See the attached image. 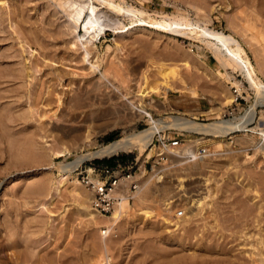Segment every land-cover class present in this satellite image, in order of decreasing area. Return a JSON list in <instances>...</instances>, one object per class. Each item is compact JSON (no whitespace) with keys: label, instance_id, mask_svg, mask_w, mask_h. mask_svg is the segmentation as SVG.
I'll return each mask as SVG.
<instances>
[{"label":"rangeland","instance_id":"rangeland-1","mask_svg":"<svg viewBox=\"0 0 264 264\" xmlns=\"http://www.w3.org/2000/svg\"><path fill=\"white\" fill-rule=\"evenodd\" d=\"M65 1L0 0V89L2 90L0 115L3 113L7 116L5 125L0 123V264H96L101 255L100 242L107 240L110 243L109 238H104L103 229H107L109 236L113 235L115 242L118 240V243L111 246V264H218L225 258L250 261L251 249L256 250L251 252L264 254V149L261 146H264V138L258 135L257 128L258 124L264 125L263 107L258 108L257 121L250 126L255 128V132H238L229 137L216 138L185 131H166L171 139L180 137L187 142L191 140L190 145H193L195 151L202 147L207 149V156L198 162H183L168 153V160L161 161L155 168L150 169L156 155L153 147H150L143 153L129 151L87 161L72 174L76 178L70 179L63 188L57 186L56 179L61 169L59 165L62 163H70L77 155H84L109 144L108 138L112 135L117 140L150 127L151 120L148 117L138 116L130 105L122 107L127 103L123 97L126 93L136 105L144 106L156 121L173 116L186 117L202 123L242 117L255 103L257 97L256 91L250 87L240 68L235 67L230 61L226 64L221 63L204 44L170 32L139 26L132 18L115 16L109 12L111 16L120 20V29L106 32L105 36L97 41L98 48L95 50L97 60L102 70L109 71L111 83L109 81L108 84H112L105 89L111 88L110 91H104L106 93L100 94L102 97L99 95L97 98L95 87L89 85L96 80V77L92 76V79L91 76L75 75V69L82 66L73 59L82 51L70 47L75 42L77 33L70 19L72 13L63 6ZM124 2L136 9L144 10L154 18L161 19L165 16L164 19L167 18L169 21L180 15L195 25L199 22L201 26L206 25L234 36L242 43L252 66L264 82V0H124ZM117 31L123 34L119 36ZM78 33L84 34L83 29H79ZM115 43H119V47ZM109 46H112L110 50H108ZM48 54L65 58L63 65L55 66L49 62L51 59ZM119 60L120 69L117 66ZM57 67L66 75L64 81L58 83L61 85L57 88L58 93H64L65 101H69L77 87V85L68 87L69 82L76 81L78 84L81 82L83 85L81 89L87 95L85 97H89L84 106L92 104L91 99L94 98V106L98 109L95 110L92 106L95 112L89 108L87 116H76L72 123L59 125L54 122L55 120L49 121L36 115L20 126V122H16L13 118L16 116L14 113L19 109L20 112L22 110L27 112L30 105L29 94L48 90L46 87L55 73L54 70H58ZM186 67L188 70L185 69ZM24 68L30 69V77L25 78ZM15 76L20 79H16ZM144 76L146 78L148 76V84L145 87L147 92L154 88L159 89L160 99L154 95V100L151 102L138 97L137 82H141ZM164 79L168 81V85L162 84ZM234 88H237V91L238 88L242 89L241 92L238 91L245 99L242 100L241 105L235 102L226 104L228 97L236 99ZM191 90H195L196 93L192 94ZM8 94L17 95L14 96L15 104H12L10 99L4 98L9 96ZM119 95L122 96V102ZM106 105L107 107H103ZM9 106L12 107L11 111ZM81 106H83L82 101ZM65 108L66 104L61 108L63 112ZM41 111L42 109L39 113ZM60 111L57 112V116L62 112ZM28 129H31L30 132ZM19 131H24L25 135L19 134ZM35 131H38L41 137H38V132ZM33 133L37 135L34 137ZM221 140L224 142H220ZM20 145L22 147H19ZM64 148L70 151L67 160L63 157L49 156L52 150ZM40 150L44 157L41 159L37 156L41 153ZM107 161H111L112 165ZM131 161L137 162L138 166L147 161L149 164L137 198L128 202L129 207L122 216L121 232L113 231L111 226L103 223L89 224L87 219L88 223H86L85 210L73 192L79 188L84 200L89 196L87 189L79 184L77 174L93 166L115 167L117 162L126 165ZM206 165L212 169L206 171ZM185 172L199 179L187 178L183 183L182 192L192 190L193 186L188 189V185H193V182L199 189H203V184L198 183L209 179L203 195L206 199L202 200L200 209L203 215L194 210L196 207L190 208L180 201L176 202L177 198H171L176 191L177 178L181 176L179 174H182L181 177H186ZM159 177H161L160 181L157 179ZM40 185L44 186L43 193L36 191ZM169 197L171 201L168 200ZM191 210H194L198 216L190 215ZM144 211L152 212L153 218H147ZM104 219L101 218V221L104 222ZM218 220L221 228H224H222L225 231L222 230L223 234L226 233L224 236L219 231L220 228L217 229L220 235L217 230L211 229ZM223 223L227 224L223 226ZM192 229L195 235H193L194 231H189ZM207 229L210 235L208 233L207 238L204 239L202 235H206ZM214 231L217 232L215 237H212L211 233L214 234ZM228 235H231L230 238L236 236L232 240ZM211 240L220 243L223 248L216 247L209 251L207 247L212 244Z\"/></svg>","mask_w":264,"mask_h":264},{"label":"bare ground","instance_id":"bare-ground-1","mask_svg":"<svg viewBox=\"0 0 264 264\" xmlns=\"http://www.w3.org/2000/svg\"><path fill=\"white\" fill-rule=\"evenodd\" d=\"M58 3V1H57ZM59 4V3H58ZM61 6V5H59ZM63 6L65 8H67L69 10V12H71L70 14V19L72 21V23L74 24V29L75 32L77 33L76 36V40L75 42L72 44L74 50L76 49L77 51H80L81 49V53L78 57H76L75 62L78 65H81L82 67L75 69L77 76H95L96 80H92L93 83H88L90 85V87H92V85L95 87L94 91L96 92L95 97L97 96V98L99 97V95H103L104 93H106L107 91H110L111 88H109V90H105L108 89L107 87L111 86L109 85V81L111 80L109 77V71L107 69H101V64L98 62L97 60V56L95 54V50H97V41L101 40L103 36H105L106 32L111 31V30H118L120 29V20L116 19L115 17L111 16L109 14V12L115 14V16H121V17H125V18H132V20H136L135 22L137 23V25L139 26H143V27H147L148 29H156L159 31H165V32H170L172 34H175L177 36H182L184 38H188L189 40H195L197 41V43L199 44H204L207 49H209L218 59L221 63L226 64L227 61H230L231 63H233V65L237 68H240V70L243 72L246 80L248 81V83L250 84V87L256 91V100L255 103L252 104V106H250V108L246 111L245 115L242 117H237L233 120H225V119H221V121H217V122H213V123H202L198 120H192L186 117H168V118H163L160 119L158 121L154 120L152 115L146 110V108L144 106H140V105H136L132 100H130L128 93H126L123 97L124 99L127 100V103H125L122 107L124 108L125 105H130L134 111L136 112V114L140 117H148L151 120V125L149 128L137 132V133H133V134H127L107 145L104 146H100L98 149L96 150H92L89 151L88 153L84 154V155H77L76 159L70 163H62L60 166V173L57 177L56 180H58L57 186L60 187H64L65 185L68 184L69 180L72 178H76L74 176H72V174L76 171L79 170V168H81V166L87 162V161H92V160H96V159H103L106 157H112L115 156L117 154L120 153H127L129 151H139L141 153L147 151L150 148V144L152 142V139L154 137V135L157 132H161V131H168V130H176V131H185V132H189V133H195V134H201V135H208V136H214L216 138H224V137H229V135L234 134V133H238V132H255V128H251L250 126L257 121L256 117L258 115V108L259 107H263L264 108V82L261 80V78L258 76V72L256 71V69L252 66L251 61L248 57V54L245 50V48L243 47L242 43L236 39L234 36L232 35H227L224 32H220L214 29L209 28L208 26H201L200 24H198L199 22H197V24L195 25L194 23H192L190 20H188L187 18L184 17H174V19L167 21V18L164 19V17H162L161 19L159 18H154L153 15L145 12L144 10H139L136 9L130 5H128L126 2L121 1L119 2L118 0H66L65 2H63ZM4 8V6H3ZM2 9V8H1ZM4 10V9H3ZM65 11V10H64ZM68 16V15H67ZM63 18V17H62ZM241 20V19H240ZM56 23V22H55ZM10 24V23H9ZM72 25V24H71ZM133 26L135 25V23L132 24ZM122 26H124L122 24ZM83 29L84 34H79L78 31L79 29ZM125 29V27H124ZM55 30V29H54ZM68 31V30H67ZM117 34L120 36L123 34V32L121 31H117ZM120 38V37H119ZM122 38V37H121ZM20 40V39H19ZM25 40V39H24ZM72 40V39H71ZM66 41V40H65ZM21 43V42H20ZM117 43V42H116ZM115 43V44H116ZM24 44V43H23ZM119 43L116 44V46L119 47ZM30 46V45H29ZM80 46V48H79ZM24 47V46H23ZM112 47V46H111ZM111 47H108V50L111 49ZM117 47V48H118ZM65 50V49H64ZM121 50V48H120ZM26 51V50H25ZM24 52V51H23ZM47 53V52H46ZM56 54V53H55ZM69 54V53H68ZM47 55V54H46ZM49 55V54H48ZM57 55V54H56ZM60 55V54H59ZM71 55V54H70ZM75 55V54H74ZM39 56V55H38ZM51 60H49V62L53 63L55 66L61 64L63 65V61L65 60V58H61V57H56V56H48ZM68 57V56H67ZM45 58V57H44ZM117 58V57H116ZM115 58V60H117ZM124 58V57H123ZM47 60V59H45ZM68 60V59H66ZM72 60V61H73ZM48 61V60H47ZM27 62V60H26ZM119 65L117 64V66L120 69V60L118 61ZM22 64V63H21ZM185 64V63H184ZM187 64V63H186ZM9 65V64H8ZM68 65V64H67ZM122 65V64H121ZM154 65V64H153ZM165 65V64H164ZM12 66V65H11ZM52 66V65H50ZM71 66V65H70ZM192 66V65H191ZM8 67V66H7ZM67 67V66H64ZM109 67V66H108ZM174 67V66H173ZM189 68V67H188ZM16 69V68H15ZM14 69V70H15ZM18 69V68H17ZM58 70H54V74L52 75V79L49 82V85L46 87L48 88V90H42L39 93H31L29 94V99L28 102L30 105H28V109L27 112H20L19 110H17L15 107V109L17 110V113L14 118V120L16 122H20V124L23 125V122L25 121L26 123L28 121H30L33 116L38 115V117L40 116L43 119H48L49 121H54L60 124H67V123H72L74 118L77 116L79 117H83V116H87L88 110L89 108H92V106H94V98L91 99L93 100L92 104L89 105H85L86 101L88 100L89 97H85L87 96L84 92L83 89H81V86L83 88V85L76 83V81H70L68 87H71L72 85H77L76 87V91L73 92V95L69 98V101H65V95L58 93V86L61 84L60 83L62 80L64 81V79L66 78V75H64L62 73L61 70H59V67H57ZM62 69V68H61ZM112 69V68H111ZM170 69H172L170 67ZM187 69V67L185 68ZM261 69V68H260ZM13 70V69H12ZM20 70V69H18ZM30 70V69H29ZM29 70H27V68H24V71H26L25 74V78L30 77L31 75L29 74ZM113 70V69H112ZM188 70V69H187ZM6 71V70H5ZM169 71V69H168ZM259 71V70H258ZM8 72V71H7ZM6 73V72H5ZM11 73V71H10ZM32 73V72H31ZM119 73V72H118ZM122 73V72H121ZM3 74V73H2ZM69 74V73H68ZM67 74V75H68ZM74 74V73H73ZM97 74L99 76H97ZM13 75V74H11ZM22 76V75H21ZM164 76V75H163ZM166 76V74H165ZM7 77V76H6ZM14 78V75H13ZM16 78V76H15ZM18 78V77H17ZM16 78V79H17ZM34 78V77H33ZM87 78V77H86ZM148 78V76H147ZM147 78L144 76V78L141 79V82L138 81L137 86H138V97L147 100H150L152 102V100H154L153 96L156 95V98L158 97V99H160V92L159 89H152L149 92H147V89L145 88L146 85L148 84V80ZM162 78V77H161ZM4 79V78H3ZM20 79V78H18ZM69 79V76H68ZM79 79V78H78ZM89 79V78H88ZM87 79V80H88ZM93 79V78H92ZM110 79V80H109ZM160 79V78H159ZM22 80V79H21ZM33 80V79H32ZM70 80V79H69ZM82 80V79H80ZM91 80V79H90ZM129 80V79H128ZM7 81V80H6ZM25 81V80H22ZM27 81V80H26ZM67 81V80H66ZM79 80H77L78 82ZM91 81V82H92ZM113 81V80H112ZM163 81V80H162ZM11 82V81H10ZM15 82V81H13ZM84 82V80H83ZM86 82V81H85ZM6 83V82H5ZM12 83V82H11ZM26 83V82H25ZM31 83V82H30ZM111 83V81H110ZM162 83V82H161ZM2 84V83H1ZM16 84V83H15ZM27 84V83H26ZM29 84V83H28ZM151 84V83H150ZM164 85H168V81H166V79H164L163 83ZM43 85H46V83H43ZM109 85V86H108ZM11 86V85H10ZM13 86H15L13 84ZM30 87V86H29ZM113 87V86H112ZM148 87V86H147ZM169 87V86H168ZM166 87V88H168ZM7 88V87H6ZM9 88V87H8ZM31 88V87H30ZM75 88V87H74ZM89 88V87H88ZM19 89V88H18ZM17 89V90H18ZM44 89V87H43ZM85 89V88H84ZM237 89V88H236ZM238 91H242L241 88H238ZM12 90V89H11ZM15 90V89H13ZM37 90V89H36ZM70 90V89H69ZM170 90V89H169ZM0 91H2L0 89ZM9 91V90H8ZM27 91V90H26ZM29 91V90H28ZM62 92V90H60ZM59 91V92H60ZM106 91V92H104ZM115 91V90H114ZM237 91V92H238ZM31 92V91H29ZM66 92V91H65ZM71 92V91H70ZM166 92V90H165ZM165 92L163 93L165 95ZM12 93V92H11ZM21 93V92H20ZM19 93V94H20ZM109 93V92H108ZM107 93V94H108ZM125 93V92H124ZM188 92H186L187 94ZM190 93V92H189ZM191 93L194 94L196 93V91L191 90ZM190 93V94H191ZM235 93V92H234ZM13 94V93H12ZM27 94V93H26ZM106 94V95H107ZM121 94V93H120ZM167 94V92H166ZM185 94V93H184ZM239 94V92H238ZM9 95V94H8ZM71 95V94H70ZM100 95V96H101ZM110 95V93H109ZM130 95V93H129ZM236 95V94H235ZM3 96V95H2ZM14 96L15 95H9L7 97V99H10L12 101V104H15L16 101H14ZM17 96V95H16ZM15 96V97H16ZM25 96V95H24ZM23 96V97H24ZM91 96V95H90ZM111 96V95H110ZM240 96V95H239ZM26 97V96H25ZM102 97V96H101ZM100 97V98H101ZM104 97V96H103ZM117 97V96H116ZM120 97V95H119ZM137 97V98H138ZM109 98V96H108ZM114 98V97H113ZM121 98V102H122V96ZM237 98V95H236ZM243 98V96H242ZM107 99V98H105ZM112 99V98H111ZM109 99V100H111ZM118 99V97H117ZM123 99V100H124ZM157 99V100H158ZM166 99V98H164ZM244 99V98H243ZM0 100H2L0 98ZM226 100V99H225ZM81 101L83 102V106L80 107V103ZM101 101V100H100ZM106 101V100H105ZM113 101V100H112ZM111 101V102H112ZM14 102V103H13ZM91 101H89L90 103ZM99 102V101H98ZM110 102V101H107ZM118 102V101H116ZM140 102V101H139ZM236 103V99H233L231 96L227 98L226 104L229 105L231 103ZM102 103V102H100ZM113 103V102H112ZM66 104V108L64 109L65 112H63V110L61 109L64 105ZM99 104V103H98ZM108 104V103H107ZM111 104V103H110ZM122 104V103H121ZM150 104V103H149ZM239 105V103H236ZM101 105V104H99ZM98 105V106H99ZM115 105V104H114ZM118 104H116L115 106H117ZM102 106V105H101ZM100 106V108H102ZM110 106V105H109ZM108 106V107H109ZM112 106V105H111ZM1 107V105H0ZM10 107V106H9ZM17 107V105H16ZM21 106H18V108ZM83 107V108H82ZM95 107V106H94ZM97 107V106H96ZM95 107V110H97L98 108ZM103 107H107L103 106ZM12 107H10V111ZM99 108V111H100ZM112 108V107H111ZM9 109V108H8ZM42 109V111L39 113V110ZM93 109V108H92ZM104 109V108H103ZM14 110V111H16ZM61 110L60 115L57 116V112ZM4 111V110H2ZM91 111V109H90ZM94 111V109H93ZM98 111V112H99ZM95 112V111H94ZM92 114V113H91ZM234 115V113H231ZM13 116V115H12ZM6 118L7 116L4 115L3 113H1L0 115V123L1 125H5L6 123ZM40 118V119H41ZM37 119V118H36ZM8 120V119H7ZM82 120V119H81ZM42 121V119H41ZM15 123V122H14ZM44 123V122H43ZM84 123V122H83ZM30 124V123H29ZM45 124V123H44ZM47 124V123H46ZM51 124L53 125V123L51 122ZM25 125V124H24ZM50 125V124H49ZM73 125V124H72ZM79 125V124H78ZM262 125V124H261ZM261 125L257 126L259 133L258 135H260V137L262 136L264 138V129L261 127ZM9 126V125H7ZM21 126V125H20ZM26 126H29L26 124ZM25 126V129H26ZM264 126V125H262ZM11 127V126H10ZM9 127V128H10ZM17 127V126H16ZM30 127V126H29ZM57 127V126H56ZM2 128V127H1ZM6 128V127H5ZM4 128V129H5ZM8 128V129H9ZM18 128V127H17ZM24 129V128H23ZM37 129V128H36ZM39 129V128H38ZM58 129V127L56 128V130ZM89 129V128H88ZM12 130V129H11ZM18 130V129H17ZM21 130V129H20ZM31 130V129H30ZM30 130L28 129V131L30 132ZM42 130V129H41ZM14 131V130H13ZM13 131L11 132V134L13 133ZM25 131V130H24ZM23 131V132H24ZM39 131V130H38ZM37 131V132H38ZM43 131V130H42ZM23 132H18L19 134L21 133V135H25ZM27 132V131H25ZM36 132V131H35ZM36 132V133H37ZM43 132H47V131H43ZM9 133V132H8ZM17 133V132H16ZM52 133V132H51ZM4 134V132H3ZM38 137L39 132L37 133ZM37 134L33 133V136L35 137ZM46 134V133H45ZM5 135V134H4ZM43 135V134H42ZM252 135V134H251ZM1 136V134H0ZM10 136V135H9ZM41 137V136H40ZM43 137V136H42ZM19 138V137H18ZM21 139V137H20ZM23 140V139H22ZM31 140V137H30ZM29 140V141H30ZM34 140V139H32ZM36 140V139H35ZM254 140V139H253ZM252 140V141H253ZM260 140V139H259ZM21 141V140H20ZM28 141V142H29ZM88 141V140H86ZM28 142L26 144H28ZM220 142H224L223 140H221ZM260 142V141H259ZM4 143V141H3ZM15 143V142H14ZM30 143V142H29ZM39 143V142H38ZM32 144V143H31ZM37 144V143H36ZM251 144V143H250ZM260 144V143H259ZM17 145V143H16ZM40 145V144H39ZM39 145H37V147L39 148ZM13 146V145H12ZM32 146V145H31ZM262 148L264 149V146L261 145ZM19 147H22V145H20ZM25 147V146H24ZM258 147V146H257ZM256 147V148H257ZM41 148V147H40ZM259 148V147H258ZM261 148V149H262ZM15 149V148H13ZM38 150V149H37ZM44 150V149H43ZM236 150V149H235ZM16 151V150H15ZM19 151V150H17ZM21 151V150H20ZM19 151V152H20ZM29 151V150H28ZM39 151V150H38ZM42 150H40L41 152ZM24 152V150L22 151ZM31 152V151H30ZM46 152V150H45ZM233 152V151H232ZM172 153V152H171ZM22 154V153H20ZM25 154V152L23 153ZM29 154V153H28ZM39 156L38 158H44L42 152L38 153ZM173 154L175 155H181L182 153L180 152H173ZM35 155V154H34ZM46 155V154H44ZM70 155V151L67 148L61 149V150H57L54 151L52 150L50 153V157H56V158H66V160L68 159V156ZM181 158V156H180ZM45 161V160H44ZM179 162V161H178ZM205 167V166H204ZM181 168V167H180ZM211 167L206 165L205 170H209ZM212 169V168H211ZM185 170V169H183ZM182 170V171H183ZM174 171V170H172ZM179 171V170H178ZM187 171V170H185ZM189 171V170H188ZM195 171V170H194ZM91 172V171H90ZM92 173V172H91ZM180 173V172H179ZM209 173V172H208ZM202 174V173H201ZM211 174V173H210ZM78 175V174H77ZM177 175V174H175ZM182 176V174H179ZM177 175V176H179ZM184 175H186V177H178L177 181H178V185L176 188V191H174V194L171 196L172 199L177 198L175 201H180L181 203H184L185 205H187L190 208H195L194 210H197V213L202 214V212L200 213V209L201 206L203 204L202 200L205 201V197H203V195L205 194L204 192H206L205 190V186L207 185L206 182L209 181V179H206L205 181H203V183H198V184H203V189H199L197 186L198 185H194V182L192 183L193 185H188L190 189L191 186H193V189L188 192L183 191L182 192V188H184L183 183L185 182V180L188 179H199V177L197 178H193L192 176H190L189 172H185ZM203 175V174H202ZM201 175V176H202ZM188 176V177H187ZM195 176V175H194ZM212 178V176H211ZM159 181L161 179V177L157 178ZM150 180V179H148ZM148 180L146 181V183H148ZM79 184H81L80 180L78 179ZM196 182V181H195ZM44 185V183H42ZM196 184V183H195ZM40 185L37 187V190L39 193H43L44 192V186ZM82 185V184H81ZM146 185V184H145ZM251 185V184H250ZM83 186V185H82ZM33 187V186H32ZM58 187V188H60ZM84 187V186H83ZM141 187V186H140ZM139 187V189H140ZM57 188V189H58ZM85 189H87L86 187H84ZM186 188V187H185ZM186 188V189H187ZM61 189V188H60ZM79 188H76V190H74V194L76 195V198L78 200L79 203H81L80 205L82 206V208H84V212H85V222L88 220L89 224H105L108 226H111L113 231H118V233L121 232L122 230V225L120 224L121 220H122V216L125 213L126 209L129 207V199L128 198H124L121 199L118 203V205L116 206L114 212L111 215L105 216V215H101L96 213V211L93 210L91 202H92V195L91 192L87 189L88 191V198L87 200L83 199V196L81 195V192L78 190ZM139 189L134 192L133 198L135 201V198H137L138 196V191ZM208 189V188H207ZM46 190V189H45ZM172 190V189H171ZM178 190V191H177ZM57 192V191H56ZM170 192V191H169ZM84 195V194H83ZM86 196V195H85ZM206 196V195H205ZM168 197V195H167ZM170 198V197H169ZM171 198L168 199L169 201H171ZM212 200V199H211ZM235 200V199H234ZM213 201V200H212ZM222 201V200H221ZM207 204V203H206ZM204 204V205H206ZM1 205V204H0ZM218 205V204H217ZM79 206V207H81ZM185 206V207H187ZM204 208V207H203ZM210 208V206H209ZM232 208V207H231ZM205 209V208H204ZM194 210L189 211L190 215L192 214L193 217H197L198 214L194 213ZM246 210V209H245ZM207 211V210H206ZM204 212V211H203ZM143 213H145L144 215L147 216V218H151L153 216L152 212H146L144 211ZM217 213V212H216ZM203 215V214H202ZM201 215V216H202ZM222 215V214H221ZM221 217V216H220ZM101 218H105L104 222L101 221ZM153 218V217H152ZM151 218V219H152ZM189 218V217H188ZM87 219V220H86ZM201 219V218H200ZM154 220V219H153ZM196 220V219H195ZM88 221L86 223H88ZM221 221V220H220ZM229 221V220H227ZM219 222V220H218ZM218 222L216 223V225H214V227H212L211 229H221L219 230L222 234L223 232H225L221 226H220V222L218 224ZM225 222V221H224ZM126 223V222H125ZM210 223V222H209ZM229 223V222H228ZM124 224V223H123ZM195 224V223H194ZM227 224V223H225ZM223 223V226L225 225ZM242 225V224H241ZM238 227V226H236ZM235 227V228H236ZM196 228V226H195ZM208 228V227H207ZM233 229V231L235 232L236 229ZM124 229V228H123ZM231 229V228H230ZM97 230V229H96ZM111 230V229H110ZM197 230V229H196ZM205 230V229H204ZM203 230V233H205ZM223 230V232H222ZM227 231V229H225ZM229 230V228H228ZM190 232H193L194 229L189 230ZM208 231V232H207ZM207 233L206 235H202L207 238V234L209 233L210 235V231L209 229H207ZM218 231V230H217ZM214 234L211 233V235H213L212 237H215V232ZM219 231L217 233H219ZM230 231V230H229ZM232 231V230H231ZM90 232V231H89ZM91 232H96V231H91ZM213 232V231H212ZM233 232V233H234ZM101 233V232H100ZM232 233V234H233ZM93 235V233H91ZM97 234V233H96ZM94 234V235H96ZM102 234L104 235V232H102ZM101 234V235H102ZM221 234V235H222ZM226 233L223 234V236ZM193 235H195V231L193 232ZM220 235V233H219ZM98 236V234H97ZM108 235H104V238H109L110 239V243L107 242V240L105 242H100V246H101V255L99 257V260L97 261L96 264H111V258H110V254H111V249H112V245H115L116 243H118V240L115 242V240H113L114 238H112V236L110 235L109 237ZM115 236V235H114ZM192 236V233H191ZM217 236V235H216ZM229 236V235H228ZM236 236V235H235ZM234 236V237H235ZM96 237V236H95ZM197 237V236H196ZM200 237V236H199ZM210 238V236H208ZM227 237V236H225ZM231 237V235L229 236V238ZM233 237V238H234ZM97 238V237H96ZM105 238V239H106ZM223 238V237H222ZM221 238V240H222ZM228 238V237H227ZM228 238V239H229ZM233 238H230L233 240ZM116 239V238H115ZM212 239V238H210ZM216 239V238H215ZM220 239V237L218 238ZM224 239V238H223ZM227 239V240H228ZM97 240V239H96ZM95 240V241H96ZM101 240V239H100ZM99 240V241H100ZM104 240V239H103ZM102 240V241H103ZM123 240V239H121ZM203 240V238H201V241ZM225 240V239H224ZM223 240V241H224ZM109 241V240H108ZM210 241V240H208ZM212 244L210 245V247H207V249L209 251H212L213 249H215L216 247L218 248H223L221 245H219L220 243H215L214 241H212ZM220 242V241H219ZM233 242V241H232ZM98 243V242H97ZM149 243V242H148ZM209 243V242H208ZM223 243V242H222ZM95 244V242H94ZM226 244V243H225ZM229 244V243H228ZM227 244V245H228ZM96 245V244H95ZM224 245V244H223ZM226 245V246H227ZM230 245V244H229ZM263 245V244H262ZM98 245H96L95 247H97ZM208 246V245H207ZM116 247V246H115ZM226 249V248H225ZM230 249V248H229ZM259 249V248H258ZM227 250V249H226ZM251 251H254V249H251ZM250 252V261H247L245 259V261L240 260L238 258H228V259H224L221 262H218V264H264V254L259 252L254 253V252ZM223 252V251H222ZM208 253V252H207ZM226 253V252H224ZM223 253V254H224ZM247 254V253H246ZM255 254H257L255 256ZM227 255V254H226ZM223 255V256H226ZM229 255V254H228ZM31 256V255H30ZM210 256V255H209ZM212 256V255H211ZM215 256V255H214ZM258 256V258H256ZM213 257V256H212ZM227 257V256H226ZM234 257V256H231ZM256 258V261L254 260ZM248 259V260H249ZM113 260V259H112ZM31 264V263H29ZM210 264V263H209Z\"/></svg>","mask_w":264,"mask_h":264},{"label":"built area","instance_id":"built-area-1","mask_svg":"<svg viewBox=\"0 0 264 264\" xmlns=\"http://www.w3.org/2000/svg\"><path fill=\"white\" fill-rule=\"evenodd\" d=\"M234 92L237 95L236 103L241 105L242 100L245 99L239 96L236 88ZM167 133L166 131L157 132L152 139L150 147H153L156 155L150 169L155 168L161 161H166L167 154L173 151L175 153L182 151L181 155L171 154L176 157L175 159L187 163L198 162L207 156V149L202 147L195 151L193 145H190L191 140L187 142L180 137L171 139ZM148 164V161L140 166L134 161L126 165L117 162L115 167L93 166L80 172L78 179L91 192L93 210L98 214L108 216L114 212L121 199L128 198L130 202L133 201L132 194L141 186L143 176L148 170ZM103 232L104 235L109 234L107 229H103Z\"/></svg>","mask_w":264,"mask_h":264},{"label":"trees","instance_id":"trees-1","mask_svg":"<svg viewBox=\"0 0 264 264\" xmlns=\"http://www.w3.org/2000/svg\"><path fill=\"white\" fill-rule=\"evenodd\" d=\"M115 137L112 135V136H110L109 138H108V143H110V142H113V141H115ZM108 163H109V165H112V163H110L111 161H107ZM108 163H106V164H108Z\"/></svg>","mask_w":264,"mask_h":264}]
</instances>
